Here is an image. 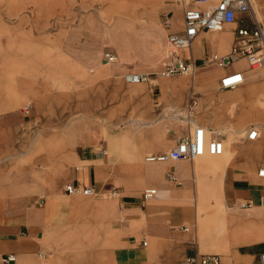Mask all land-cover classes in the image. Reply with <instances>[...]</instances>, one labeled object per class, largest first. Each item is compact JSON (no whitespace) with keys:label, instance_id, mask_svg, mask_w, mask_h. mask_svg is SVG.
<instances>
[{"label":"crops","instance_id":"crops-1","mask_svg":"<svg viewBox=\"0 0 264 264\" xmlns=\"http://www.w3.org/2000/svg\"><path fill=\"white\" fill-rule=\"evenodd\" d=\"M71 3L67 0V7L62 0H17L0 5L1 16H25L18 24L0 18V264H185L194 253L219 254L224 264H257L264 252L263 236L240 241L214 229L201 234L188 230L197 210L199 218H206L211 207L219 206L211 201L200 210L195 201L198 176L207 175L194 171L195 161H159L164 175L160 183L170 190V197L162 196L149 175L133 186L130 166L126 170L108 161L111 149L114 158H127L120 142L130 141L142 154L155 150L149 157L169 152L195 124L209 130L224 125V134L218 131L228 150L231 142L237 149L248 143L262 145L253 162L240 156L232 160L219 190L229 213L247 219L236 226L258 225L264 234V178L258 175L264 167V145L259 140L264 133V69L252 70L244 58L228 68H205L209 65L203 63L212 54L231 51L235 29L252 26L250 15L240 14L222 31H202L183 50L198 72L163 77L159 73L167 66L169 33L184 29V13L177 2L154 1L161 3L155 21L137 24L134 35L150 48L152 53L147 54L137 51L127 28L92 17L103 12L100 7L99 12L86 13L79 7L80 14L87 15L76 24L66 22V31L63 26L59 32L43 31L41 15H68L74 9ZM253 8L264 19V6L259 12L253 2ZM164 10L171 15L170 28L162 24L164 14L161 22L156 21ZM107 52L117 54L118 61L105 62ZM234 69L244 73L245 82L221 89V79ZM127 73L152 74L156 85L128 84ZM242 100L259 104L257 119L239 121L241 112L229 111L216 117L212 104L239 109ZM150 121L159 123L140 128V122ZM106 122L116 130L108 129ZM91 125L98 129L96 138L88 136ZM253 128L258 132L251 137ZM67 184L94 188L96 194L94 198L69 194ZM146 185L153 186L140 192ZM150 189L159 191L157 199L145 196ZM105 194L110 199H104ZM254 216L261 219L254 221ZM11 255L16 260L9 262Z\"/></svg>","mask_w":264,"mask_h":264},{"label":"built area","instance_id":"built-area-1","mask_svg":"<svg viewBox=\"0 0 264 264\" xmlns=\"http://www.w3.org/2000/svg\"><path fill=\"white\" fill-rule=\"evenodd\" d=\"M213 0H177L184 13V29L180 32H170L169 42L174 49L168 55L166 69L160 72L163 77L190 74L193 75L197 67L195 61H188L183 55V50L192 46L194 40L202 31L219 32L225 27L231 26L238 21L240 14H249L252 26H239L235 29V40L231 51L226 55L212 54L203 63L205 65L216 64L221 67H232L238 60L244 58L248 61L252 70L264 67V19L258 17L253 8L252 0H219L216 4ZM163 26L170 28L172 25L171 15H163ZM118 61V55L113 52L105 54V62ZM156 76L149 73H127L124 80L128 84L149 83L156 85ZM244 73L238 69L229 71L220 82L221 89H233L245 82ZM258 132L257 128L251 131V137ZM225 150L224 139L218 130H209L206 127L195 124L193 132L180 138L177 144L167 153L152 155L149 161H195L198 157L210 154L222 155ZM259 176L264 178V167L259 171ZM173 179H176L173 177ZM69 194L82 193L94 195L96 191L91 187H78L73 184L66 185ZM145 196L149 199H157L156 189L147 190ZM264 203V197L261 198ZM232 204L231 207H236ZM243 207L250 203H242ZM145 244L147 242H144ZM10 262L16 257L11 255L7 258ZM185 264H224L219 254L194 253L187 257ZM257 264H264V252L259 257Z\"/></svg>","mask_w":264,"mask_h":264},{"label":"bare ground","instance_id":"bare-ground-1","mask_svg":"<svg viewBox=\"0 0 264 264\" xmlns=\"http://www.w3.org/2000/svg\"><path fill=\"white\" fill-rule=\"evenodd\" d=\"M103 1H104V5H106L105 6L106 17L111 19V21H113L114 18L117 20L116 22L115 21L112 22L113 27L122 26V27L127 28L130 31V33L134 39V44H136L137 51H139L140 53L147 54V53L151 52L149 47H147L145 44L141 43L135 37L134 32L136 30L137 24H139L140 22H142L143 24L153 23V21H155L153 18L154 17L153 15L160 10L161 3L165 2L167 0H160L161 3H154V1H157V0H103ZM253 2L255 4V7L257 8V11L260 12V8H263L264 2H261L260 0H253ZM62 4H63V6H65V5L67 6V0H62ZM68 6H70V4ZM81 12H82V10H81ZM144 13H146V14L149 13V14H147V17H146L144 15ZM156 21L161 22L158 19ZM98 22H100V21H98ZM100 24H101V22H100ZM68 27L69 26H67L65 28V26H63L64 31H66ZM101 29H102V27H101ZM90 38H92V37H90ZM76 42H78V40ZM71 44H73V43H71ZM79 45H81V44H79ZM173 49H174V47L170 43V49H169L168 53H170ZM101 52H103V51H101ZM73 53H75V52H73ZM85 53L88 54L87 52H85ZM151 56H153V55H151ZM87 57H88V55H87ZM146 60L148 61L149 59H146ZM151 60H153V58ZM144 62H146V61H144ZM120 68H122V67H120ZM261 69H264V67H262ZM196 70L197 69H195V71ZM212 107H214L213 110L215 111L216 117H218V118H222L223 116H225L228 111L230 113H233V114H237V113L239 114L241 112V114L238 117L239 121L240 120H254L260 116V113L257 112V109L259 108V104L257 102H255L254 100H248V101L242 100L239 103V109L234 105L232 107H228L227 105L219 107V106H214L212 104ZM158 123L159 122H151V121L150 122H140L139 126H140V128H142V127H146V126H152V125H155ZM87 131H88L89 138H96V136L98 134V129L93 127V125H91L89 128H87ZM220 131L222 133L225 132L224 125L220 126ZM101 133L108 136L107 132L103 129H101ZM145 140L146 139L143 138L142 142H145ZM120 143L123 146L124 155L129 160L132 161L131 164H129V166H132V168L129 170L134 171V173L136 172L140 177H144L146 175L151 176L155 182L153 185L160 189L162 196L163 197H170V195H171L170 190L163 187V185L160 183L163 180L164 175H163V171L161 170V168L157 167L159 161L153 162V161H149L147 158L148 155L150 153L155 152V150H148L146 153L142 154L139 149L133 148V144L130 141L120 142ZM224 144H225V150H224L222 155L214 156V155L206 154V155L198 157L195 161L194 171L199 172V173H203V172L207 173V175L205 177H202L199 180H197V185H196L195 190H194L195 191V193H194L195 194L194 195L195 201L197 203L199 201L200 210H204L203 206L207 205V203L209 205H211V201H218L219 206L218 207H211V211L207 213L208 217H206V218L205 217L199 218V215L201 213H199V210H197V219L195 220L194 223H192V227H189L188 230L190 232L192 231V233L195 230L201 234L202 232L204 233L206 231H210V230L214 229L217 232L234 235L240 241H248L247 239H251L250 237H256V235L264 237V234L259 232L261 226H258V225L244 226L243 225L242 227H238L239 226L238 224L246 223L247 219L245 217H239V216H236L234 214L229 213L228 207H230V206L227 207L224 204L223 197H222L220 190H219L220 183L224 180V174H225L226 168L229 164H231L232 160H234L237 156H240L242 158H246L249 161L253 162L252 158L255 157L257 151L261 148L262 145L260 143H253V144L248 143L243 148L237 149L236 148L237 145H235L233 142H231L230 143L231 150H228L226 148V142H224ZM215 159H220V160L215 161ZM155 169H156V171H158V173L154 172ZM260 170H261V168L258 170V175H259ZM179 172L183 176H188L190 171H187V170L182 171L181 169H179ZM210 174H212L213 176L211 177ZM254 175H256V174H254ZM241 185H243V184H241ZM221 214H226V217L223 216V217H219L218 219H216L214 217V215H221ZM257 219H261V218L254 216L253 220L255 221ZM216 220H218V221H216ZM236 225H238V226H236Z\"/></svg>","mask_w":264,"mask_h":264},{"label":"rangeland","instance_id":"rangeland-1","mask_svg":"<svg viewBox=\"0 0 264 264\" xmlns=\"http://www.w3.org/2000/svg\"><path fill=\"white\" fill-rule=\"evenodd\" d=\"M11 1L12 2L15 1L17 3V0H0V5L8 6L9 2H11ZM71 1H72L71 6L74 9L68 15L67 14H60V15H54V16L53 15L50 16V15H46V14L41 15L42 24H43V31L44 30H53L54 32H56V31L59 32V30L62 29V26H64L66 24V22L69 23V24H73V23L76 24V23L80 22V19L84 18L87 14L86 15H81L80 14V10H78L79 7L80 8H82V7L85 8L82 11V12H85V13L89 12V11H93V10H95V12H99V7L102 8L103 12H100V15L95 14L94 15L95 18H100L106 24H108V25L113 27L112 22L115 20V18L113 19V21H111V19L106 17V14H105V10H106L105 6L106 5H104V1L103 0H71ZM174 1H175V4H176L177 0H174ZM167 11L168 10H164V11L161 12V14L159 16V20H160V18L162 17L163 14L167 13ZM23 16L24 15H21V14H15V15H11L10 14L9 16H6V15L1 16L0 15V18H4L6 21H9L10 24H18L20 22V20H21V17H23ZM94 16L92 15V17H94ZM245 24H247L249 26L251 25L250 21H247ZM205 43L209 44L210 42L209 41H205ZM213 66H217V65L216 64L211 65V66L209 65V66H207L205 68H209V67H213ZM197 72H198V70H197ZM178 76H184V75H178ZM261 122H264V120L261 121ZM110 124H111V122H106V125H107L108 129H111V131H115L116 128L115 127L112 128L110 126ZM217 130H220V127H218ZM134 131L137 134H139V135L143 133L142 132L143 130H140V131L134 130ZM223 134H224V132H223ZM259 140L264 145V133H263L262 137ZM108 155H110V159L108 160L110 165H115L116 164V165H118L119 168L121 166L123 168H126V170H128L127 166L129 167V164H131V162H132L131 160H129L128 158H121L120 156L114 158L112 149L109 150ZM194 163L195 162H192V164H194ZM43 168L47 169L48 168V164L45 167H43ZM131 168H132V166H130V169ZM131 172H134V171H131ZM135 173L132 175L133 179H131V180H133L132 181L133 186L137 185V183H139V181L141 179L140 176L137 173L136 174ZM202 176H204V175L200 174L198 177L201 178ZM150 186H153V185L144 186L142 191H140V192H143L147 187H150ZM79 196L86 197V195H82V194H79ZM90 197L94 198L93 195L90 196ZM102 197L104 199H110V196L106 195V194L104 196H102ZM163 202L165 203L166 200L165 199L162 200V203ZM150 204H152V205L153 204L154 205H160L161 202L150 203ZM203 252H216V253H220L221 254V251H219V250H207V249H205V250H203ZM250 264H253V263H250Z\"/></svg>","mask_w":264,"mask_h":264}]
</instances>
